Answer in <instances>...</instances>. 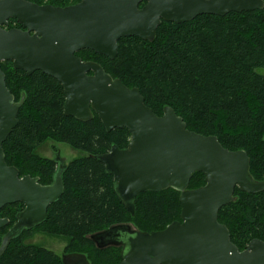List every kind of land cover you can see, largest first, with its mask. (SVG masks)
<instances>
[{"label":"water","instance_id":"obj_1","mask_svg":"<svg viewBox=\"0 0 264 264\" xmlns=\"http://www.w3.org/2000/svg\"><path fill=\"white\" fill-rule=\"evenodd\" d=\"M142 4V5H141ZM264 8V0H78L59 7L28 0H0V63L10 61L28 75L40 71L62 86L66 116L87 122L96 114L107 132L126 128L125 148L112 146L96 158L113 177L114 191L131 214L137 196L167 189L179 193L180 220L164 229L140 232L130 224L106 229L93 239L98 246H122L118 264H264V241L250 240L243 250L230 241L228 228L218 222V211L233 200L237 187L246 193L264 191V180L250 173L246 151L224 148L214 135L186 128L182 117L165 106L162 115L145 105L139 88L125 86L95 61L82 60L80 50L109 59L117 55L118 40L138 37L152 41L165 22H188L199 15ZM14 19L22 29H5ZM23 98L15 101L0 68V210L15 203L23 209L3 235L0 257L10 241L47 217V209L63 193L59 165L51 184L38 177L19 176L7 165L3 143L18 123ZM201 172L205 184L189 188ZM0 217V229L8 224ZM64 264H89L86 256L68 253Z\"/></svg>","mask_w":264,"mask_h":264},{"label":"trees","instance_id":"obj_2","mask_svg":"<svg viewBox=\"0 0 264 264\" xmlns=\"http://www.w3.org/2000/svg\"><path fill=\"white\" fill-rule=\"evenodd\" d=\"M28 1L64 6L77 0ZM76 55L99 63L125 86L139 88L145 105L158 116L169 106L188 130L214 135L228 150L246 151L251 175L264 180V8L199 15L183 23L162 21L152 41L118 40L114 59L91 50ZM0 68L15 101L23 98L18 123L2 145L7 165L15 167L19 176L50 183L55 160L38 153L44 143H65L83 153L65 163L63 193L49 205L45 221L12 239L0 264H64L53 251L25 241L24 236L37 228L64 237L65 252L83 254L89 264H118L122 246L100 247L93 235L119 224L153 232L180 220L175 190L139 194L133 214L115 193L112 175L96 156L114 145L125 148L130 139L126 128L107 132L96 114L87 122L66 116L63 88L56 79L40 71L28 75L15 70L10 61L1 62ZM204 184V175L197 172L189 188ZM22 208L15 203L0 210V217L9 220L0 229V244ZM218 222L228 228L230 241L240 251L252 239L264 241V191L252 194L236 187L232 202L218 211Z\"/></svg>","mask_w":264,"mask_h":264},{"label":"rangeland","instance_id":"obj_3","mask_svg":"<svg viewBox=\"0 0 264 264\" xmlns=\"http://www.w3.org/2000/svg\"><path fill=\"white\" fill-rule=\"evenodd\" d=\"M48 0H44L47 2ZM38 153L41 157L55 159L58 155L61 160L68 163L72 159L83 155V153L72 149L65 143H59L54 141H47L44 145L38 149ZM131 227L134 226L131 224ZM25 241L31 242L33 244L45 247L59 256L63 255L65 252L66 240L62 236L50 235L42 231L40 228L29 231L25 236ZM245 247V246H244ZM244 249V248H243ZM242 250V249H241Z\"/></svg>","mask_w":264,"mask_h":264},{"label":"flooded vegetation","instance_id":"obj_4","mask_svg":"<svg viewBox=\"0 0 264 264\" xmlns=\"http://www.w3.org/2000/svg\"><path fill=\"white\" fill-rule=\"evenodd\" d=\"M78 2V0L77 1H74V2H69V3H66L64 6H68V5H72V4H76ZM64 6H59V7H64ZM5 29H10V28H17V29H22V27H21V25L19 24V23H17V22H13V19H9L8 20V22H7V25H5V26H3ZM53 160H55V164H54V171H56L57 169H58V166L59 165H63V163H66V162H64L63 160H61V158L58 156V155H56V158L55 159H53ZM61 163V164H60ZM39 178V177H38ZM39 183L40 184H42V185H48V184H51L52 182H50V183H41L40 182V179H39ZM23 209V208H22ZM2 218V217H1ZM64 254H68V253H64ZM63 254V255H64ZM61 257H62V255H61Z\"/></svg>","mask_w":264,"mask_h":264}]
</instances>
